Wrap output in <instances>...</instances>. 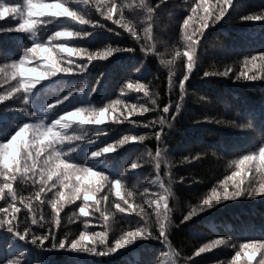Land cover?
Returning <instances> with one entry per match:
<instances>
[{"label":"snow or ice","instance_id":"obj_1","mask_svg":"<svg viewBox=\"0 0 264 264\" xmlns=\"http://www.w3.org/2000/svg\"><path fill=\"white\" fill-rule=\"evenodd\" d=\"M187 2L191 3V0ZM164 3L165 0H159L158 4L153 5L147 0H140L138 7L143 12V23L146 25L143 28L142 38L136 26L125 22L124 6L118 0H50V2L0 0V19L7 18L6 24L18 20L14 28L0 26V33H24L26 39L31 41V46H28L27 42L24 43L18 59L0 52V60H8V64L0 66V70L12 69L14 70L12 76L17 78L13 83H8L5 79L9 90L0 91V101L8 100L13 97V94L22 96L23 104L19 111L25 117L35 116V113L29 111V95L34 85L41 79L57 74L66 76L83 74L94 60H103L114 52L133 51L131 48H112L111 46H108L107 51H101L99 48L92 50V48L69 43L90 34L88 30L77 29L73 27L74 25H87L88 29L106 28L110 32H115L117 36L121 35L120 31L109 26L107 22L110 21L112 25H117L119 29L127 32L140 45L141 51L146 56L149 53L159 56L161 64L168 69L167 102H164L161 95L152 87L151 80L144 84L140 79H136L134 83L125 81L119 88L124 96L130 90H135L136 104L131 107L128 106L126 99L118 97L110 101L114 107L106 104L98 108L85 106L75 107L73 111L58 110L57 106L72 95V92L84 91V85L81 84L69 90L62 98H57L55 103H49L42 109L45 114L53 110L60 111L63 113L62 116L57 115L50 120L51 123L48 122L46 115L36 116L35 123L22 120L11 138H8V135L4 136V139L0 141V202L4 204L0 206V228L6 229L13 237L20 241L27 240L38 248L46 250H68L97 256L109 255L137 239H153L160 241L162 247L167 249L161 253L162 264H189L191 258L182 257L169 239L172 225L173 209L170 207V201L173 198L174 173L171 162L167 159L165 149L162 147L166 143L165 127L174 126L173 121L184 106L187 93L186 81L193 71L199 68L198 48L201 46L199 43L201 37L206 29L226 16L229 9L234 7V0H216L214 4H209L208 0H196L195 3H191L189 9L191 14L179 24L181 33L179 46L173 45L168 58H164L154 44L147 43L155 39L154 22L157 10ZM85 8H94L95 14L88 15L84 11ZM240 19L264 20V10L243 15ZM42 33L51 34L47 35V40H44ZM62 37L67 39H58ZM30 56L35 67L28 68L25 64ZM37 56H42L43 63L41 59H37ZM177 61L183 65L180 75L176 72ZM138 70L136 68L135 72ZM34 74H38V78L33 79ZM203 76L227 77L235 81H264V51L245 55L241 63L227 64L222 71L205 70ZM94 90L95 85L92 88V91ZM174 95H178V99L173 100ZM201 100H206V97H201ZM117 108L120 109L119 112L116 111ZM146 113L154 115L151 119L136 118V115L144 116ZM209 119L212 118L205 116V120ZM106 120L111 121V124H127L133 129L142 128L149 131L143 135L127 134L113 143H106L104 147H98L89 152V158L100 157L114 151V145L119 147L129 141L143 143L145 140H155L154 155L151 149H146L145 153L132 160L125 169V171L137 169L140 167L137 161L147 157V162L152 164L155 175L143 191L133 186V190L126 191L122 195L121 184L124 182V172H121L119 177L110 178L102 171H93V167L86 163L75 162L69 155L75 152L84 139L75 132L68 134L67 130L73 121L79 125L100 126L104 125ZM215 122L228 123L241 129L251 127L250 123L237 124L235 120H216ZM128 132L133 131L128 130ZM25 136L28 137L27 140H23ZM18 138L22 139V143H17ZM62 144L71 146L66 147L67 151H65L59 148ZM206 155V151H197L194 155L184 156L180 163L198 162ZM257 157L264 162V139H261L259 144L248 148L238 159L228 161L229 165H235L237 169L232 172V177L240 175L248 177V173H253L254 178L264 173V163L256 165L253 169ZM162 164L164 165L163 176L167 177L166 181L161 176ZM232 177H226L225 180L214 184L210 194L205 193L199 197L198 203L189 204L182 222L189 221L193 216L212 208L214 204L221 203L222 200L234 199L242 195L250 198L264 195V182H261L257 189L253 179H247V181L241 179L238 183H233L229 190L227 181ZM185 179L184 176L179 177L180 182H184ZM18 180H30L33 185H39V190L27 198L23 196L18 198L14 188V183ZM188 182L192 183L193 180L189 179ZM49 186L58 193V199L43 198ZM124 186L127 187L126 184ZM150 188L156 190L150 191ZM220 188L222 192L218 190ZM113 191L117 197L115 200L112 198ZM129 198H132V203H129ZM137 199L141 201L139 205L136 204ZM77 200L81 201L79 208L73 211L69 223L73 221L83 223V230L79 231L78 235L63 231L66 225L61 214L65 204H72ZM48 205L51 206L50 213L46 211ZM117 215L122 220L134 219L135 222L127 224L120 236L113 239L110 221ZM93 219L99 223L101 231L90 230L89 225ZM62 231L63 235H61ZM218 245H230L235 251L227 264H253V258L257 256V253L259 258L256 264H264V239L258 238L245 239L244 243L239 244V250H235L236 246L230 240L220 236L197 248L193 256L210 251ZM242 253L246 260L242 258ZM22 259L23 257L18 254L8 255L0 258V264H21ZM219 264H225V262H219Z\"/></svg>","mask_w":264,"mask_h":264},{"label":"trees","instance_id":"obj_2","mask_svg":"<svg viewBox=\"0 0 264 264\" xmlns=\"http://www.w3.org/2000/svg\"><path fill=\"white\" fill-rule=\"evenodd\" d=\"M45 2H50V0H45ZM118 2L124 6L125 22L136 26L143 38V28L146 25L143 23V12L138 7L140 0H118ZM147 2L156 5L159 0H147ZM195 2L196 0H191V3ZM215 2L216 0H208L209 4ZM191 3L187 0H165L164 5L157 10L153 33L155 39L147 43L154 44L164 58L169 57L173 45L179 46L181 39L179 24L191 14L189 11ZM261 10H264V0H234V7L229 9L226 16L205 30L199 42L201 46L198 48L199 68L194 70L186 81L187 93L184 106L173 121L174 126L165 127L166 143L162 147L165 149L174 173L173 198L170 201V207L173 209L172 225L169 239L182 257L191 258L189 264H219V262L227 264L231 256L235 254L230 245H218L210 251L193 256L197 248L220 236L230 240L236 246L235 250H239V244L244 243L245 239H264V195L251 198L242 195L234 199L222 200L221 203L214 204L212 208L193 216L189 221L182 222L189 204L198 203L199 197L205 193L210 194L214 184L225 180L226 177H232V172L237 171L235 165H229L228 161L238 159L240 155L245 154L248 148L259 144L261 139H264V81H235L227 77L203 76L205 70L222 71L227 64L241 63L245 55H254L258 51H264V20L240 19L243 15L259 13ZM84 11L88 15L95 14L94 8H85ZM6 19H0V26L14 28L18 23L17 20L6 24ZM100 19L104 22L102 18ZM107 23L120 31L121 35L117 36L115 32H110L106 28L88 29L87 25H74L73 27L77 29L88 30L90 34L82 39L69 41V43L92 48V50L99 48L101 51H107L108 46H111L112 48H131L133 51L114 52L103 60H94L83 74L67 76L57 74L41 79L34 85L29 95V111L35 113V116L31 118L25 117L19 111L23 104L22 96L13 94V97L8 100L0 101V141L5 135L11 138L22 120L35 123L36 116L46 115L48 122L51 123L50 120L57 115L62 116L63 113L60 111L53 110L45 114L42 109L49 103H55L57 98H62L69 90L81 84L84 85V91L82 93L72 92V95L57 106L58 110L73 111L75 107L85 106L98 108L106 104L114 107L110 101L118 97L126 99L128 106L131 107L136 104L135 90H130L124 96L119 88L125 81L134 83L136 79H140L144 84L151 80L152 87L161 95L163 101L167 102L168 69L161 64L160 57L151 53L146 56L141 51L140 45L127 32L119 29L117 25H112L110 21ZM49 34L51 33L41 35L44 40H47ZM25 42L31 46V41L26 39L24 33H0V52L13 59H18V54L22 51ZM37 59H41L43 63L42 56H37ZM6 64L8 60H0V66ZM25 67H35L31 56ZM175 67L177 74L180 75L183 65L177 61ZM136 68L139 70L135 72ZM13 71L12 69L0 70V91L9 90L5 79L8 83H13L17 79L12 76ZM32 78H38V74H34ZM94 85L95 90L92 91ZM89 92H91L90 95ZM140 95L143 94L140 93ZM201 97H206V100H201ZM175 99H178V95L173 96V100ZM116 111L119 112L120 109L117 108ZM153 115V113H146L144 116L136 115V118L151 119ZM205 116L212 119L205 120ZM216 120H235L237 124L250 123L251 127L241 129L228 123H216ZM104 123L100 126L79 125L73 121L67 130L68 134L75 132L84 139L79 143L75 152L69 155L74 158L75 162L86 163L93 167V171H102L110 178L119 177L121 172H124V182L121 184L122 195L126 191L133 190V186L143 191L155 175L152 164L147 162V157L137 161L140 165L137 169L128 171L125 169L132 160L145 153L146 149H151L154 155L155 140H145L143 143L129 141L119 147L114 145V151L100 157L89 158V152L98 147H104L106 143H113L127 134L143 135L149 131L142 128L133 129L127 124H111V121L107 120ZM128 130L133 132L129 133ZM27 139V136L23 137V140ZM17 143H22V139L18 138ZM68 146L71 145L62 144L59 148L63 150ZM197 151H206L207 155L198 162L180 163L184 156L194 155ZM262 163L264 162L257 157L253 169ZM163 172L164 165L162 164L161 176L166 181L167 177L163 176ZM180 176L186 177L184 182L179 181ZM189 179L193 182L189 183ZM241 179L245 181L253 179L254 186L259 189L260 183L264 182V173L254 178L253 173H248V177L243 175L232 177L227 181L229 190L233 183H238ZM125 184L127 187L124 186ZM14 188L18 193V198L19 196L27 198L39 190V185H33L30 180H18L14 183ZM155 190V188H150V191ZM218 190L222 192V188ZM43 198L56 200L59 196L49 186ZM112 198L117 199L114 191ZM80 202V200L73 201L72 204H65L61 209L64 225H66L63 231L78 235L79 231L83 230L82 222L69 223V218L74 210H78ZM129 203H132V198H129ZM140 203L141 201L137 199L136 204ZM0 206H4L3 202H0ZM46 211L51 212L50 205ZM134 222V219L125 221L117 215L114 220L110 221L113 239L120 236L127 224ZM89 228L91 231L102 230L95 219ZM165 251L167 249L162 247L160 241L153 239H137L132 244L105 256L68 250H46L38 248L27 240L20 241L6 229L0 228V258L18 254L23 257L21 264H162L161 253ZM241 255L246 260L243 253ZM258 258L259 253L253 258V264H256Z\"/></svg>","mask_w":264,"mask_h":264}]
</instances>
